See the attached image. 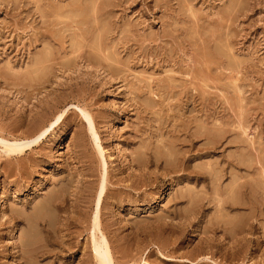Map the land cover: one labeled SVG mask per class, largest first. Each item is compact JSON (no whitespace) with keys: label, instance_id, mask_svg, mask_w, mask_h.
I'll return each instance as SVG.
<instances>
[{"label":"rangeland","instance_id":"1","mask_svg":"<svg viewBox=\"0 0 264 264\" xmlns=\"http://www.w3.org/2000/svg\"><path fill=\"white\" fill-rule=\"evenodd\" d=\"M103 240L264 264V0H0V264Z\"/></svg>","mask_w":264,"mask_h":264},{"label":"bare ground","instance_id":"2","mask_svg":"<svg viewBox=\"0 0 264 264\" xmlns=\"http://www.w3.org/2000/svg\"><path fill=\"white\" fill-rule=\"evenodd\" d=\"M99 250H101L100 252H103V256L98 255ZM94 251H95V255L97 259L96 262L98 264H112L111 256L109 253V248H108L106 241L103 240L102 243L94 244Z\"/></svg>","mask_w":264,"mask_h":264}]
</instances>
